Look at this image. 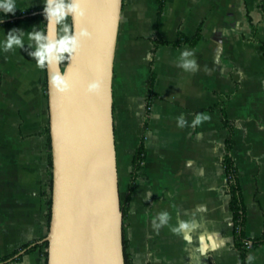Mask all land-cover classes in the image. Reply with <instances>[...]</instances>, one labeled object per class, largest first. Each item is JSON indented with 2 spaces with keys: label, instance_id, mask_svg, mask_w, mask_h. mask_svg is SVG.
Here are the masks:
<instances>
[{
  "label": "crops",
  "instance_id": "crops-1",
  "mask_svg": "<svg viewBox=\"0 0 264 264\" xmlns=\"http://www.w3.org/2000/svg\"><path fill=\"white\" fill-rule=\"evenodd\" d=\"M15 5V14L36 18L0 21V41L12 28H46L43 0ZM32 50H0V264H44L35 247L48 235L47 66L37 67ZM184 50L194 52L192 71L178 67ZM113 89L122 199L134 183L126 227L133 263L248 264L251 255L264 264V0H166L162 10L158 0H123ZM198 114L209 119L193 125ZM227 154L250 249L235 230ZM161 212L170 219L157 230ZM181 222L190 227L174 233Z\"/></svg>",
  "mask_w": 264,
  "mask_h": 264
},
{
  "label": "water",
  "instance_id": "water-1",
  "mask_svg": "<svg viewBox=\"0 0 264 264\" xmlns=\"http://www.w3.org/2000/svg\"><path fill=\"white\" fill-rule=\"evenodd\" d=\"M122 7L123 0H79L70 14L77 46L66 63L47 65L53 162L47 264H126L113 89ZM57 74L60 86L52 83Z\"/></svg>",
  "mask_w": 264,
  "mask_h": 264
},
{
  "label": "clouds",
  "instance_id": "clouds-1",
  "mask_svg": "<svg viewBox=\"0 0 264 264\" xmlns=\"http://www.w3.org/2000/svg\"><path fill=\"white\" fill-rule=\"evenodd\" d=\"M43 21H47V27L41 29L40 26H32V30L28 32L23 28H12L5 32V39L0 41V50L8 52L11 49H33L29 55L36 61V65L40 69H45L48 64L56 61L58 64L66 59L65 53L71 54L77 46V36L72 34L73 26L68 23L70 14L79 11V0H43ZM17 7L15 0H0V11L4 15L9 13L15 15ZM82 14V13H81ZM25 39L28 43L25 44ZM194 52L184 50L181 52L178 62V67L185 71H192L197 67V62L193 58ZM52 83L55 86H60L63 80L60 74L52 77ZM207 115H197L193 121V125L199 124L202 120H207ZM185 120L183 117L178 118V126L183 127ZM151 195V194H150ZM169 213L161 212L153 219L152 225L159 230L162 226L168 225ZM158 221V222H157ZM190 227L188 223L181 222L178 226L171 230L174 233H181L182 230ZM190 241V236L186 237ZM208 245H204L207 250ZM215 250V244H213ZM254 257H248V264H251Z\"/></svg>",
  "mask_w": 264,
  "mask_h": 264
},
{
  "label": "trees",
  "instance_id": "trees-1",
  "mask_svg": "<svg viewBox=\"0 0 264 264\" xmlns=\"http://www.w3.org/2000/svg\"><path fill=\"white\" fill-rule=\"evenodd\" d=\"M159 5L161 10L164 8V5L166 3V0H158ZM44 7V6H43ZM42 8H39L38 10H43ZM33 12H28V13H17L15 15H4L0 13V21H5L7 25L11 24H19L21 22V16L25 15V18H36V16H31L30 14ZM40 17L43 18V14L40 15ZM10 19V20H9ZM70 24L71 20L69 18ZM45 25H47V21H44ZM181 42L178 41L175 43V45H179ZM66 59L63 61V63H66L69 54L65 53L64 54ZM44 90L45 94L48 98V89H47V78L44 83ZM225 121H227L225 119ZM45 134L47 135V149H48V157H49V175H50V180H49V187L48 189L44 192V195L47 196V230L49 232L50 229V224H51V217H52V185H53V173H52V168H53V162H52V143H51V136H50V124L45 128ZM228 153L230 151V144H228ZM144 160V149L143 145L140 146L136 158H135V172L140 170V167L142 165V162ZM224 168L227 174L228 178V186L230 189L231 193V205H232V211H233V216H234V225H235V230L237 233V236L239 237L240 240H243V247L246 248L245 246V240L243 239L242 236V230H243V225H244V220H245V210L241 202V192H240V186L238 182V172L237 168L235 165V162L233 158L227 154L225 159H224ZM133 188H134V183H131L128 189V194L127 196L122 199L121 202V208L124 216V254H125V263L126 264H134L133 259H132V254L130 252V242L128 237L126 236V227H127V219L129 215V204L131 200V196L133 193ZM254 245V244H253ZM48 247L49 244L47 241H43L42 243L38 244L35 248L39 249L43 255L44 258V264L48 263Z\"/></svg>",
  "mask_w": 264,
  "mask_h": 264
},
{
  "label": "built area",
  "instance_id": "built-area-1",
  "mask_svg": "<svg viewBox=\"0 0 264 264\" xmlns=\"http://www.w3.org/2000/svg\"><path fill=\"white\" fill-rule=\"evenodd\" d=\"M245 245H246V247L247 248H252L253 247V242L252 241H250V240H248V241H246V243H245Z\"/></svg>",
  "mask_w": 264,
  "mask_h": 264
},
{
  "label": "rangeland",
  "instance_id": "rangeland-1",
  "mask_svg": "<svg viewBox=\"0 0 264 264\" xmlns=\"http://www.w3.org/2000/svg\"><path fill=\"white\" fill-rule=\"evenodd\" d=\"M68 23L70 24V21H68Z\"/></svg>",
  "mask_w": 264,
  "mask_h": 264
}]
</instances>
